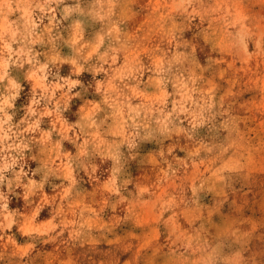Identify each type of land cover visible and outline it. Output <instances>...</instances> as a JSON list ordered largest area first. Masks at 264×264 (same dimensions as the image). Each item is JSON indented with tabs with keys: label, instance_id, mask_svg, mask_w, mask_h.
I'll return each instance as SVG.
<instances>
[{
	"label": "clouds",
	"instance_id": "obj_1",
	"mask_svg": "<svg viewBox=\"0 0 264 264\" xmlns=\"http://www.w3.org/2000/svg\"><path fill=\"white\" fill-rule=\"evenodd\" d=\"M49 258L264 264V0H0V264Z\"/></svg>",
	"mask_w": 264,
	"mask_h": 264
},
{
	"label": "rangeland",
	"instance_id": "obj_2",
	"mask_svg": "<svg viewBox=\"0 0 264 264\" xmlns=\"http://www.w3.org/2000/svg\"><path fill=\"white\" fill-rule=\"evenodd\" d=\"M139 220H140V223L143 225H149L154 222L150 207L146 206L143 209V211L139 215ZM145 243L150 244L151 238H149V240H147ZM49 264H54V261L51 258H49ZM63 264H73V261L72 260L64 261Z\"/></svg>",
	"mask_w": 264,
	"mask_h": 264
}]
</instances>
